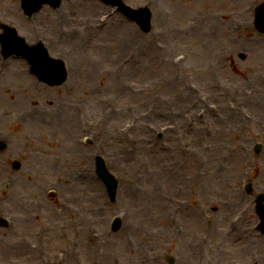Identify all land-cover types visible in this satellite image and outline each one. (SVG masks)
I'll return each mask as SVG.
<instances>
[{
  "label": "rangeland",
  "instance_id": "374dc122",
  "mask_svg": "<svg viewBox=\"0 0 264 264\" xmlns=\"http://www.w3.org/2000/svg\"><path fill=\"white\" fill-rule=\"evenodd\" d=\"M133 1V4H136L141 3L143 0ZM180 2L183 4L193 2L194 4H192L188 16L179 22V25H176L170 19V22L172 21L171 24L168 25V22L163 20L162 26L156 27L159 31L164 32L163 37L156 38L151 35L150 39L149 35H136L137 30L134 26L131 24L121 25V22H119L111 24L105 33L109 35L107 33L111 29L115 31L113 27L119 25L125 27L122 34L116 33L114 37L110 38L111 45L104 49L100 47L99 43L93 42L86 49L87 51L84 49L75 53V55H71L68 49L58 46L57 48L60 51L66 52L63 54L64 56H61L67 60L71 70L68 83L59 88H49L40 84L29 74L28 65L25 61L17 59L6 62L0 54V99L3 102L0 104V138L6 137L17 143L16 148L10 152L11 156L15 157L16 155L17 157L25 158L23 153L30 152L32 154L30 160L26 161L28 164L25 163L23 168L17 172H12L11 159L7 160V166L0 162V192L1 187L5 184L6 174H13L16 188L11 193V197L13 196L14 198L12 210H17L16 206L19 205V209H23L22 213L29 215L27 218L31 219V230L21 228L19 224L15 230L0 228L2 232L0 235L1 261L14 262L13 264H16L17 260H19L24 261L19 264H29L30 262H27L28 254L15 252L17 249L16 245L22 244L24 242L23 239L32 238L38 229L44 227L42 225L44 222L40 219V216L37 213H30L31 210L28 209L27 201H25L23 195L27 191L39 193L38 182H46L48 179V176L43 177L39 174L42 162L36 157V153L40 151L38 147L34 146L35 143L48 145L51 149H54L57 156H62L61 164H59L61 159L57 157L56 164H59V166H56L52 176V178H55L54 187L57 192L54 204H49L53 217L46 220L47 224L51 223L52 225L51 231L55 225L52 232L56 234L55 240L58 242L56 245H59L57 250L62 246L68 245L70 241V239L64 240L65 235L60 233L59 224L61 222H67L70 237L77 235L82 239L83 244L85 243L84 236L87 233V229L88 232L90 228L101 232L102 230H107L104 237L108 236L112 240L109 247L101 249L102 253L97 256L98 260L88 256L85 258L86 261L93 264H161L163 261L160 259L164 254L163 251L169 248V244L172 247L175 246L172 238L176 236L183 238L184 246L189 250H191L197 239L205 234H209L214 239L215 244L220 243L224 248L231 250V246L224 243L225 240L232 241V238L227 239L225 237L227 235L225 229L228 228L227 223H229L230 216H226L222 222L223 224L214 226V223H212L209 225L201 214L200 209L208 208V211L216 212L224 208L223 202L225 201H232L236 205V202L242 199V194L240 193L241 181L251 171L253 172L250 173L253 179V194L247 198V202L250 205L251 203L254 204L255 197L261 192L257 189L255 182L260 171H262L264 176V167L260 163V160L264 157V150L258 154L253 150L254 144L260 141V136L257 134L264 130V106L253 107L256 106L255 103L259 99H263L262 102H264V95L256 90V83L261 82L260 75L264 78V36L258 34L254 29L253 13L251 12V5L255 4L257 0H246V3L239 7L242 10L246 9L247 13L243 11L241 14L243 17L237 16V13H229L233 12L232 9H236L233 3L228 1L222 3L225 9L219 8V11L221 9L226 11L223 21L230 23L231 20H239L241 25H246L245 23H247L246 33H243V31H239V35L231 33V36L221 38L219 44L213 46H211L210 38L202 37L201 32L196 31L201 30L198 27L200 24L193 17L198 14L215 11L214 3L219 4L221 2L218 0H179ZM73 4L81 5V3ZM93 5L86 7L87 12L85 11V13H88L89 9H93L95 12L93 15H98L105 11L104 8L98 9ZM73 7L77 6L73 5ZM96 11H99V13L97 14ZM192 13H195V15L192 16ZM155 18H158V16L156 15ZM211 18H215V16ZM211 21L214 24L217 22L215 19H211ZM43 24V22H40V25ZM173 24L176 27H180L178 36L173 33L176 30L171 27ZM42 28L44 27L42 26ZM45 30L46 28L40 33L43 40L47 38V32H50L48 35L52 34L54 36L59 27L55 26L52 31L46 32ZM210 30L215 32L216 27L205 29V32ZM226 30L230 31V26ZM34 33L37 34V32ZM33 41V38H31V42ZM197 42H199L201 50L197 48ZM222 52L223 55L220 56ZM178 53H185L192 58L189 66L177 68L179 71L173 69L176 67L171 64L173 56ZM212 54H215V58L216 55L220 57V61H222V65L220 67L217 66L213 74L212 72L204 71L207 63L214 60V57L211 56ZM226 55H228V58L224 60ZM19 62L22 64H18ZM9 64L13 67L15 64L17 66L20 65V70L25 71L22 76L34 88L28 89L27 84L24 87H19L17 84L9 83V77H11L8 74ZM190 66L199 69L196 70L197 76L195 71L191 72L189 70ZM81 68L82 70L80 71ZM71 72L72 74L75 72V76H72ZM180 72L186 78L183 76L181 78L178 77ZM198 76L199 78L201 77L198 83L203 91L202 93L210 94V102H216L218 107L220 103H223V107L220 115H211L216 120L209 118L210 116L205 118L206 113L204 118L194 119L196 123L190 125V120L195 117L196 113L206 109L204 104H200L197 108L194 106L196 100L201 102V98L196 93H194L195 103L191 105L189 103L186 109H182L186 102H192L195 99L191 94L189 83L197 82L196 77ZM214 84H218L221 87L213 89L212 85ZM229 84L234 90H237L239 95L241 94L242 97L239 100L235 97V93L231 94L227 90H223L224 95H221L219 90L225 87L229 88ZM231 96L233 97L231 98ZM244 98L250 106L246 107L240 103ZM28 99H30L29 101H32V99L35 101L28 109L39 110L41 111L39 113H42L43 116L38 115L36 117V114L34 118L30 117L29 121L21 120L18 117L15 118V113L17 114L21 110H28L21 107L24 104L20 105L22 104L20 100ZM136 99L139 100V104L136 103ZM158 99L163 101L161 105L163 108L157 114L161 113L163 117L161 120H152V125L159 127L169 119L176 122L175 119L167 116L175 111L180 112L181 118L178 121L182 120L183 123L181 124L183 127L186 126L192 129L184 135V140H191L192 135L196 136L190 150L181 149L182 152H185L181 153L180 143L172 144L168 137L157 142H149V140L146 142L142 139L135 142L132 137L131 139L133 140H130L129 144L124 146H121V144L126 143L118 138L110 140V142L106 141L107 136L117 133L123 124L128 121L127 119L130 118L132 120L135 116H141V114H144L143 110L151 102L154 106ZM168 99L171 101L170 104H167ZM181 102L184 105H181ZM71 103H82L86 106L87 114L78 117V114L73 113L69 108ZM238 104L242 105V107L238 106ZM169 106L170 110L168 111ZM236 107L240 117H245V113H247V116H252L253 118L250 121L247 118H242L243 120L240 118L237 125L232 122L228 124L227 119L234 114V108ZM246 108L249 109L247 110ZM68 114L71 118L73 130L67 135L63 129L65 128L67 131L70 127L67 118ZM112 114L115 115L113 121L109 118ZM100 115H103V118L99 119L97 123L91 121L96 120ZM221 116L227 123H223ZM103 121L104 141H96L88 149L83 150L87 151L91 156L78 158L82 151L73 149L74 146L70 141L72 137H76L79 134L81 123L94 125V129H96ZM213 121L220 122V128L209 127ZM247 134H249L248 137H246ZM135 135L137 137L141 136L142 131H138ZM93 137L96 138L97 134ZM223 137H226V140ZM172 138L177 140L174 135H172ZM215 139L220 141L219 147L216 146ZM45 152H47V149ZM93 152L105 157L107 163H109L110 171L121 180L122 186L114 204L110 202L104 185L94 173ZM169 164H172L174 168H170ZM251 167L253 169H250ZM178 171L179 180L174 184H170L168 187L156 184L153 186L150 191L153 196L152 204L156 198L166 202L168 198L174 195L176 186L182 183L186 176H193L195 181L192 185H195L197 190L191 207L183 212L179 210L173 212L175 208L182 210L184 203L178 207H175V202L168 203L169 206L167 208L161 209L160 216H162V220L158 219L156 221V217L153 220L154 214L146 206V200L148 201L146 193L148 177L157 180V177L164 173L167 176ZM72 179L74 180L72 181ZM92 182L94 183L93 185ZM83 184L87 185V190L80 191L79 186ZM20 185L28 187L22 188ZM23 189L24 191H22ZM74 189L80 192V195L75 193ZM197 191H199V195H197ZM262 191L264 192V190ZM96 192H98V196H101V200L96 199L98 200V206L94 203L97 201L91 198L95 196ZM159 193H162V195H159ZM189 193L183 194L182 198H186ZM236 206L241 207L242 205ZM211 207L215 209L212 210L213 208ZM7 208L11 209L9 204ZM135 208H144L146 212L140 211L138 215H133L132 212ZM4 209V206L1 207L0 204V212ZM26 209H28L30 214L26 213ZM168 209L173 210L172 215L173 220L176 221L175 223H173V220L170 223L171 215L168 216L170 213L165 215ZM118 210L130 211L132 214L131 226H123L122 230L116 234L108 233L110 231L108 229L110 217ZM187 213L201 221L202 226H193L197 230L196 232L193 230L188 231ZM217 214H215V217ZM52 219H54L53 222ZM194 221L197 222L196 220ZM180 224L184 226L187 233L178 234L177 228L181 226ZM167 228L168 234L165 237L166 240L164 239L165 242L163 241V235L160 236L157 233V236L152 237L150 249L147 251L146 247L149 241L146 242L145 231L148 229L164 231ZM123 230L129 231V236L122 235ZM252 235L256 238L255 234ZM241 237L247 239L244 235H241ZM52 238L53 236H51ZM245 242L252 245L253 241L244 239L238 243ZM135 243L144 244V247L141 249L137 248ZM114 245L117 246L116 250H113ZM88 247L99 248L100 246L95 243L94 246L89 244ZM121 248H124L126 252L118 250ZM46 249L49 251L48 247ZM210 249L214 250V246H210ZM262 252L264 255V251ZM78 253L81 255L83 253L84 255V247L79 249ZM250 255L251 258L255 256L254 252ZM146 256H149L150 259H147ZM238 257L246 261L239 254ZM174 258L178 264L180 262L178 256L175 255ZM116 259L118 262L115 261ZM197 259L198 254L196 253L192 257V262H196ZM229 259L228 256H225L223 261L226 262ZM33 261H37V258L33 259ZM189 261L186 260L185 263L189 264ZM249 262H251V259H248ZM70 263L75 264L72 261Z\"/></svg>",
  "mask_w": 264,
  "mask_h": 264
},
{
  "label": "bare ground",
  "instance_id": "6f19581e",
  "mask_svg": "<svg viewBox=\"0 0 264 264\" xmlns=\"http://www.w3.org/2000/svg\"><path fill=\"white\" fill-rule=\"evenodd\" d=\"M120 31V27H117V28H115V31L114 32H119ZM102 40H101V42H100V45L101 46H103V43H107L108 42V40L110 39L109 38V36L107 37V35H105L104 37H102L101 38ZM217 39H218V37L217 38H213L211 41H212V44H214L215 42H217ZM201 41V40H200ZM12 77L13 78H11L10 80H9V83H14V84H17V85H20V84H26V83H28V81H26V80H22V76H21V71H19V70H13L12 71ZM22 101V104L21 105H23V106H21L23 109H28L29 107H30V103L27 101V100H21ZM28 102V103H27ZM1 103H3L2 102V100L0 99V104ZM69 113V112H68ZM38 115H40V114H38ZM38 115H36V117H38ZM19 117H21V116H23V117H30L31 116V112H29V111H22V112H20L19 113V115H18ZM117 117V116H116ZM39 118H41V117H39ZM67 118H68V122L70 123V127L67 129V131L65 130V128L63 129V131H64V133L65 134H70L69 132H71L72 130H73V127H72V123H71V118H70V116H69V114H68V116H67ZM115 119V115H113L112 117H111V120L113 121ZM240 121V117L238 116V115H235V114H233V115H231V116H229V118H228V122H232V123H234L235 125H237V123ZM213 125H217L218 126V124H217V121H213ZM249 136V134H247V136L246 137H248ZM245 137V138H246ZM223 139H225L226 140V137H223ZM65 142H66V140H65ZM215 142H216V146H220V141H218L217 139H215ZM73 149H78V148H73ZM79 150H81L82 151V154L80 155V156H78V158H80V157H88V156H91L89 153H87V151H83L84 149H82V148H80ZM164 153V152H163ZM166 154V153H165ZM133 155H134V153H133ZM241 157V156H240ZM155 160H157V159H155ZM2 161V158H0V162ZM114 161V160H113ZM261 162H263V160L261 161ZM181 166L183 167V165L181 164ZM166 174L164 173V174H162L161 176H159V177H157L158 179L157 180H154L153 178H150V177H148V180H147V188H148V191H147V193H149V190L151 189V187H152V185H157V184H160V185H163V184H166V183H168L169 181H177L178 179H179V171L178 172H175L174 174H170V175H167V176H165ZM94 183L92 182V185H93ZM20 187H22V188H26V187H28V186H25V185H20ZM96 188H97V185H96ZM22 191H24V189L22 190ZM76 191V190H75ZM94 198V197H93ZM149 198V202L150 203H148V201L146 200V206L148 207V209L149 210H153L154 211V217H156V220H162V216H160V213L162 212V211H160V208L161 207H164V206H166V204L162 201V200H160V199H155V201H154V203L152 204V201H153V198L152 197H148ZM98 201V200H97ZM94 203H97V202H94ZM135 211H136V213H135V215H138V213L141 211V208H135ZM224 213V211H220V214L222 215ZM188 215H187V218H186V222H187V224H188V231H190V230H193V226H198V225H202L201 224V222H200V220H198L196 217H194L193 215H189V213H187ZM154 217L152 218V219H154ZM194 220H196L197 222H195ZM25 221H27V224H26V226L24 227L26 230H31V227H29V225H30V221L29 220H27V219H25ZM217 223L219 224V223H221V221L219 220V221H217ZM2 234V232L0 231V235ZM53 235V237L55 238V234H52ZM51 239V238H50ZM50 239H48V241H52V240H50ZM55 241V240H54ZM53 241V242H54ZM50 247H54V244H52V245H50ZM262 247H264V238H262L261 240H256L255 241V249H257V250H260V248H262ZM117 249V246L116 245H114V249L113 250H116ZM118 250H120V251H122V252H126V250H124V248H121V249H118ZM15 252H21V251H18L17 249L15 250ZM91 253H95V252H93V251H90ZM30 256H34V258L36 257V255L35 254H29ZM64 263H66L67 264V262H64Z\"/></svg>",
  "mask_w": 264,
  "mask_h": 264
}]
</instances>
